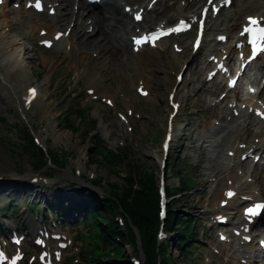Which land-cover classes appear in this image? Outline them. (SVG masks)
Listing matches in <instances>:
<instances>
[{"label": "rangeland", "instance_id": "rangeland-1", "mask_svg": "<svg viewBox=\"0 0 264 264\" xmlns=\"http://www.w3.org/2000/svg\"><path fill=\"white\" fill-rule=\"evenodd\" d=\"M2 13L0 19L8 18V21L12 22L9 23L11 25V35L21 38V40H24L29 46L28 55L25 59V69L31 78L30 83L38 85L41 93L44 95V102H36L31 111L27 113L30 124H32L33 127L41 133L42 137L46 139L49 148L56 150L59 154L64 153L63 155L65 156L67 164L66 167H64L65 171L69 169L72 173L74 167L79 166V160H81L85 162V167L82 168L83 170L91 169L97 177H103L110 183L118 181L117 175L109 171L107 167L108 165L102 158H100L99 162L95 164L91 162L89 149L96 143V139L94 138L95 132L91 131L90 134H86V129L81 131L72 130L69 129L63 121V123H61V118L59 117L62 116V113L71 110L73 112L74 110L75 112L76 110L81 111L78 107H80L79 105L85 104L83 95L84 86L82 83L77 84L74 81L75 71L73 69L70 70L72 64L67 61V58H65L64 54L61 52L60 47H56L52 51H42L32 48L30 36L34 34L37 28L43 25L44 22L26 12L13 11L9 6H6ZM8 28L9 27H7V29ZM190 38H192V36ZM170 45V41L164 43V47L167 46L168 51H171ZM88 48L90 49L91 47ZM150 53L152 55L158 54L161 56L160 61L165 63V53L160 54L159 51H151ZM120 54L121 53H119V55ZM57 68H62L63 73L58 77L56 75ZM138 72H141L140 67L136 66L133 60H129L126 64H121L116 69L105 73V77L109 78V81L115 82L113 84H126V86H124L125 90L128 93H132L131 85L134 84L135 74ZM66 73H68V75H65ZM11 81L12 84L10 82L7 83L13 85V80ZM8 84L5 83V85ZM17 84L18 87L16 88L12 90L7 89L8 103L6 108L0 111V174L11 173L12 170L25 174L28 170L33 171L35 169L33 167L35 160L32 154L29 151H26L23 145L21 129L27 125V122L18 112L20 97L23 94L26 85L22 84L21 79L16 81V85ZM162 91L163 88L161 81L160 89L158 90V97L155 98L156 105L146 106L148 115L143 112L147 118L141 121L140 126L141 129L145 128V130L148 131L138 130L141 139L138 135H126L124 129L122 135H116L115 137L109 135V132L113 129H116L117 131L120 130L112 125L115 123L113 112L110 110L102 111V106L97 103H93L94 105L89 109L91 119L93 118L98 122L97 130L99 131L102 141H104L110 148H114L103 139V136L106 135L111 140H114L113 145L116 146V149L122 147L121 143L125 142L127 144V150L125 153L130 156V158L136 161L139 160L146 170H153L157 174L159 173L157 158L160 155L159 147L163 139L167 117V111L165 108L166 102L160 98ZM199 98L207 99L203 93L188 99L185 116L184 118H180L183 122H178L177 124L178 129L169 158L172 165L176 163V169L181 166L180 168L183 170L182 172L189 170L191 177L195 180L196 187L191 191L188 200L181 199L177 205L180 207L179 211L181 213L192 215L194 217L196 227L199 230L197 239L194 240L196 247L193 248L192 255L189 254V256H183L181 247L171 242L169 247L170 257L175 264H203L204 255L201 252V249L205 248L204 246L206 243L212 242L209 236L207 217L201 218V213H196L195 208L198 206L199 202H202L201 198L203 194L201 189L204 188L205 180L207 181L208 176L204 175L205 170L201 168V163L195 155L196 152L192 149V142L195 138V128L198 126L199 122L201 120L209 119V116H211L212 113V111L209 110L202 112L198 116L190 115L193 111L198 110L195 107H191V105L196 103ZM152 100L153 99H150L149 101ZM146 102V100L135 102L137 109L143 111ZM197 107L203 111L206 105H197ZM73 118L77 119L76 115H74ZM183 125L187 127L181 130ZM132 135H134V139H131ZM184 164L186 167H184ZM205 164H207V162H205ZM68 182H71L70 184H75L74 180H69ZM167 183L169 186L178 183V179L176 175H173V171H168ZM70 188L74 189L75 187L72 185ZM210 189L208 188L207 192L204 194H207ZM35 193L36 192H34V194ZM211 193L213 192H210L209 194ZM5 201L4 197L0 195V202L4 203ZM19 202L20 204L27 203L22 200ZM206 204L207 203L205 202V207L201 208L202 211L207 209L208 206H206ZM216 243L214 246H217ZM216 264L227 263L216 259Z\"/></svg>", "mask_w": 264, "mask_h": 264}, {"label": "bare ground", "instance_id": "bare-ground-1", "mask_svg": "<svg viewBox=\"0 0 264 264\" xmlns=\"http://www.w3.org/2000/svg\"><path fill=\"white\" fill-rule=\"evenodd\" d=\"M59 1V0H56ZM64 2H67L66 5L64 6V9L67 10L69 6L71 5L72 2V12H74V3H76L78 0H62ZM121 1L122 0H106L103 2L99 8H91L90 6H84L81 5V8H84L87 10V13L89 14V17H92L95 21V26H96V33L97 37L89 41L87 45L84 46L86 50H94V51H99L103 54V58H105L104 63L101 66V72L102 71H109L116 69L118 66L121 65V61L118 57L119 53L122 54V52H125V54L131 58V50H130V41L127 37V24L130 22V17L129 15L125 14L122 12V6H121ZM80 2V0H79ZM7 3V1L0 7V13L2 11L3 6ZM198 4L197 2H194L190 8H192L194 5ZM175 5V3H174ZM171 8V5L165 6V9L162 7H158L156 10L151 12L149 14V20L150 19H157L160 16H167V14H161L160 11L166 10V12H169ZM264 8V0H237L236 5H232L229 9L225 10L226 11V18L220 19V21L217 23L218 27L223 26L224 23L226 22H232V24H236L237 26L241 23V19L245 18L247 15H253V14H260L262 13V10ZM176 10L181 16L185 15V10L186 7L184 6H176ZM3 14V13H1ZM2 16V15H1ZM76 17V16H75ZM59 18H55V20H58ZM167 19L169 21L172 20L171 16H167ZM158 21H163L162 19H158ZM12 23L11 21H8V18H1L0 19V70L1 72L3 71V78L0 77V85H2L1 82L3 80H6L7 82L10 81L13 77H15L16 81L20 80L23 81V84H27L30 81L29 76L26 73L25 70V54H26V47L23 46V42L21 40L14 36L11 35L10 32H5L4 29L7 27V24ZM6 24L4 27L3 25ZM231 24V25H232ZM10 25V24H9ZM84 25V21L81 22V26ZM227 23L226 30L229 32L230 27ZM11 26V25H10ZM216 24H212L210 26V30L215 29ZM50 27V25L48 26ZM210 33V32H209ZM207 34L206 36V41H205V50L210 49L212 52H217L219 51V48H213L215 45V42H211L209 39L210 34ZM74 35L77 36H82V35H88V33L85 30L79 31L74 29L73 32ZM189 36V33L184 35L183 37L180 38V41L183 42V46H185V50L183 53H175V52H170L168 53V58L169 62L171 63L172 66H177L179 69L181 68L183 63H188L192 64L196 58V56H191V53H186L188 48H187V43L188 39L187 37ZM62 44V43H61ZM182 46V45H181ZM88 47H91L90 49ZM86 58V57H84ZM82 56L80 55L77 61V65L82 66L83 62H81ZM86 60V59H85ZM151 59L146 55L145 61V67H147V63L151 62ZM157 67L153 68L152 73L150 75H147V82H152L155 80L154 83L157 84V81L160 79L163 80V83L165 85V90H166V101H167V94L171 90V87L174 83V79L169 75V73H166L164 76H160L157 71H160L161 67L159 63H156ZM194 64V63H193ZM152 65V63H151ZM188 65V66H190ZM196 66H199L197 64ZM196 66H191V70L195 71ZM203 66V65H202ZM262 66V60H259L255 63L254 69L257 71H261L260 67ZM104 67V68H103ZM150 68V67H149ZM188 68V67H187ZM98 69V67L96 68ZM155 71V72H154ZM155 73V74H154ZM86 78V82L94 84L96 87H100L101 85V75L97 76L95 73H90L88 72ZM25 80H24V79ZM166 82L170 83V86H166ZM254 82L259 83L257 80V77H255ZM30 85V84H28ZM28 85L26 87H28ZM3 86V85H2ZM18 87V86H17ZM218 87L217 83H212L206 86L204 81H201L198 77H195V82H192V87H190L191 93L194 92L196 94L201 93V92H206V90H215V88ZM206 89V90H204ZM264 87L261 88L260 91L263 93L261 95L264 96ZM26 90V89H25ZM25 92V91H24ZM181 88L177 91V95L180 96ZM5 94L7 92L5 89L3 92H0V108H4L6 105L5 101ZM42 96V100L40 99L41 102L44 101V95L40 92L39 97ZM3 99V101H2ZM251 99H256L255 96L251 95ZM201 102H205V100H201ZM221 112L224 111L225 107L223 105L217 106ZM167 115L171 111V108L169 106L166 107ZM216 115L220 119H224V116L220 113L217 112ZM245 123L243 126L238 125V129L234 130L226 139L223 140V143L221 145L217 144L215 140V133L219 132V129L215 128L212 126V124H205L204 127L200 130L197 131L195 137L199 144L197 146L193 147V150L195 152H200L204 153L206 147L208 146H222L223 150L226 151L225 158L229 160V164H226L222 161L223 157L220 156L216 159L209 158L208 163L209 166L205 168L206 173H209L210 176H214L219 181L216 183V188L213 192L214 198L212 199L211 202V207L215 208L216 205H218V201L220 197L222 196V190L223 187H236V189L239 192H242L243 190H248L251 187V184H248L246 182H241L243 177L238 176L236 174L237 168L244 167L247 169V176L253 175L254 178L258 181V183L262 187V192L264 195V170L260 172V169L264 167V164L257 165L256 167H253L252 164H249L250 161L246 162H239L238 156L240 150L237 148V143L242 142L247 145L246 148L241 149V153H246L251 147L254 148L255 151H263L264 152V126H261L260 123L255 119L252 118L251 116H244ZM240 124V123H239ZM255 126V129H252V126ZM229 127H232L230 125ZM121 131L118 133L120 134ZM113 134H116L115 132ZM259 137L260 141L256 142L254 138ZM226 148V149H225ZM235 150L236 151V156L235 157H229L228 156V150ZM224 156V155H222ZM79 164L81 166H85V162L79 160ZM234 163L235 166L232 167ZM232 168H230V167ZM262 167V168H260ZM30 172V170L28 171ZM65 178H68L70 176V172L66 171L64 173ZM5 178H18L21 182L25 183V180H28L26 178H23L20 176L19 173L12 171L10 176H5ZM226 179V180H225ZM231 179L232 184H229L228 180ZM225 180V181H224ZM59 195L61 192H55L52 193V195ZM45 195V193L43 194ZM51 195V197H52ZM75 195H77V192H75ZM260 193L257 192L255 193V196H259ZM202 202L207 201L206 197L201 198ZM235 202L233 201V204ZM202 203H198L197 209L200 211V207ZM195 207V208H196ZM221 211H229V208H224L221 209ZM239 214V213H238ZM239 219H241V222H243V219L241 216H239ZM239 247H244L240 242H238ZM247 249V252H254V256H251L250 258V264H256L255 263V256L256 252L258 250V247L256 246H251V243L247 246H245ZM246 252V253H247ZM258 252L263 254V259L260 261L259 264H264V252H261L258 250ZM242 256H245L243 254Z\"/></svg>", "mask_w": 264, "mask_h": 264}, {"label": "trees", "instance_id": "trees-1", "mask_svg": "<svg viewBox=\"0 0 264 264\" xmlns=\"http://www.w3.org/2000/svg\"><path fill=\"white\" fill-rule=\"evenodd\" d=\"M71 115L69 114L65 117L69 128L80 131L86 129V134H89L91 127L86 128L87 124L83 123L82 120L77 123L76 120H72ZM27 148L35 155V165L46 163L43 154H37L38 152L35 150L34 143L30 137L27 139ZM89 155L91 162L94 164L102 158L108 165L109 171L118 177V181L111 183L118 192H113L114 197L109 199L110 206L107 207V216L102 215L93 205H88V210H91L92 214H94L96 224L101 226L108 239L106 252L97 255V257L99 259L101 256L115 257L123 262L122 264H131L126 253L125 241L128 240L137 245L136 228L142 240L146 257L145 264H175L170 258L169 246L171 242L184 250L194 237L193 219L181 213L179 211L180 207L176 205L181 199L188 200L194 188V180L188 179L189 171L186 174H182L183 187L181 189L168 188V194L173 197L166 218V228L170 231V235L164 242L158 243L157 230L160 221L158 219L156 172L143 169L139 160L136 161L132 158L116 159L114 154L108 152L97 143L89 149ZM180 167L178 168L179 170ZM120 206H122L123 212L127 217L128 236L121 232L114 218V213L118 211ZM118 234L121 235L120 240L116 238Z\"/></svg>", "mask_w": 264, "mask_h": 264}, {"label": "snow or ice", "instance_id": "snow-or-ice-1", "mask_svg": "<svg viewBox=\"0 0 264 264\" xmlns=\"http://www.w3.org/2000/svg\"><path fill=\"white\" fill-rule=\"evenodd\" d=\"M208 2L211 3L212 0H208ZM35 7L37 9L41 8V5L38 2V0H37V3L35 4ZM135 18H136L137 21L141 20V16H139V15H137ZM248 20H249V23L251 25H257L258 23H260V21H258L256 18H253V17H249ZM202 26H203V21H201V27ZM188 27H189V24L186 23L184 20H181L176 27L168 28L166 31H163V30L154 31V32H152V33H150L148 35H145V36H142V37H139V38H134V44L137 45V46H140V45H143V44H148V43H153L154 44L157 40L161 39L163 36L171 35L173 33H177V34L181 33L183 31L187 30ZM59 38L60 37L58 36L57 39H59ZM221 39H223V37H221ZM198 44H199V41H197V45ZM49 46H51V45L49 44ZM33 95H35L34 90H33ZM165 148H167V145H165ZM228 195H229V197H231L233 195V193L229 192ZM260 207L261 206H259V205L257 206V208H260ZM248 211L250 213H252V214H256L253 209H249ZM3 258H4L3 255L0 254V259H3ZM19 259H20V257L16 256L14 259H12V264H17Z\"/></svg>", "mask_w": 264, "mask_h": 264}]
</instances>
